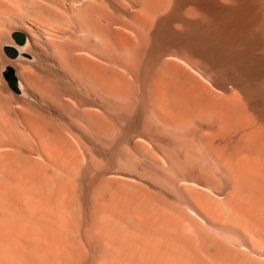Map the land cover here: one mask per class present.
Returning a JSON list of instances; mask_svg holds the SVG:
<instances>
[{
    "label": "bare ground",
    "instance_id": "1",
    "mask_svg": "<svg viewBox=\"0 0 264 264\" xmlns=\"http://www.w3.org/2000/svg\"><path fill=\"white\" fill-rule=\"evenodd\" d=\"M5 45L0 264H264V0H0Z\"/></svg>",
    "mask_w": 264,
    "mask_h": 264
},
{
    "label": "rangeland",
    "instance_id": "2",
    "mask_svg": "<svg viewBox=\"0 0 264 264\" xmlns=\"http://www.w3.org/2000/svg\"><path fill=\"white\" fill-rule=\"evenodd\" d=\"M22 18H24V23H22V22H17L16 24H14V23H9V24H7V28H6V31L8 30V39L6 38V40L7 41H9L10 39H11V42L13 43V44H15L16 46H22V45H24V43H25V40H24V43L22 44V45H18V44H16L14 41H13V39L11 38V32L12 31H15V30H17V31H20V32H22L23 34H24V36H25V39H26V33H25V24H28V22H31L32 21V19H33V17L32 16H28V18H27V16L25 15V17H22ZM27 19H29V20H27ZM21 24H23V25H21ZM14 25H16L15 27L17 28H15L14 27ZM9 26V27H8ZM11 26H13L12 28H14L13 30H12V28H10ZM38 29H39V26L37 27ZM24 29V30H23ZM24 31V32H23ZM7 33V32H6ZM1 53H2V56H3V60L2 61H0V68H2L3 66H4V64L3 63H5V61H11V60H15L17 57H18V55H19V53L17 52V50H16V56L14 57V58H10V57H8L4 52H3V48L1 49ZM1 65H2V67H1ZM5 66H7V65H5ZM11 67V66H10ZM43 67V68H42ZM3 68H5V67H3ZM12 68V71H13V74H14V76H15V71H14V69H13V67H11ZM27 69V71H28V75H30L29 77H31V78H33L32 80H36L37 78L40 80V81H46L47 83H49L50 85H52V86H54L53 84H55V83H57V82H59V79H58V77H57V72L55 71V70H53L52 68H50L48 65H30L29 67H27L26 68ZM2 71L4 70V69H1ZM2 71L0 72V77H1V79H3V81H5V84L7 85V81L5 80V78H4V76H3V74H2ZM55 72V73H54ZM16 79V78H15ZM58 79V80H57ZM15 85H17V79H16V82H15ZM8 86V85H7Z\"/></svg>",
    "mask_w": 264,
    "mask_h": 264
},
{
    "label": "water",
    "instance_id": "3",
    "mask_svg": "<svg viewBox=\"0 0 264 264\" xmlns=\"http://www.w3.org/2000/svg\"><path fill=\"white\" fill-rule=\"evenodd\" d=\"M10 35L13 41L18 45L22 44L25 38L24 34L17 30L11 32ZM3 52L10 58H13L16 55V49L11 45L3 46ZM2 74L9 86H13L15 84L16 79L10 66H5Z\"/></svg>",
    "mask_w": 264,
    "mask_h": 264
}]
</instances>
